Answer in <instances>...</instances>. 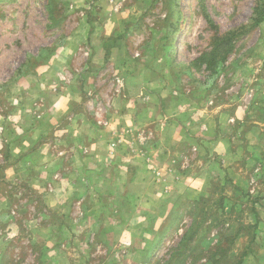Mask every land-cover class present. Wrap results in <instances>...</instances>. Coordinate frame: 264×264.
I'll return each mask as SVG.
<instances>
[{
	"label": "rangeland",
	"instance_id": "374dc122",
	"mask_svg": "<svg viewBox=\"0 0 264 264\" xmlns=\"http://www.w3.org/2000/svg\"><path fill=\"white\" fill-rule=\"evenodd\" d=\"M79 45V53L96 49L86 60L80 57L91 81V87H82L85 97L113 99L119 109L128 93H138L136 86L126 88L125 76L132 82L155 80L165 85L156 91L187 112L215 111L219 130L239 157L230 167L213 155L204 164L192 153L211 174L210 186L174 198L158 231L143 222L117 234L123 243H62L66 259L72 264H264V0H0V173L8 114L35 109L36 90L40 96L58 90ZM137 66L141 77L134 74ZM95 112L108 113L100 107ZM98 116V124L107 125ZM149 129L154 132L152 124ZM144 131L136 135L137 147L149 139ZM250 146L261 158L247 154ZM188 160L180 172L192 166ZM13 179L0 180L6 211L0 219V264H16L8 253L38 243L35 226L46 213L33 189ZM12 223L13 233L7 228ZM40 248L35 246L25 264H37ZM66 259L61 264H68Z\"/></svg>",
	"mask_w": 264,
	"mask_h": 264
},
{
	"label": "crops",
	"instance_id": "0c3cea01",
	"mask_svg": "<svg viewBox=\"0 0 264 264\" xmlns=\"http://www.w3.org/2000/svg\"><path fill=\"white\" fill-rule=\"evenodd\" d=\"M81 47L72 49V67L67 79L57 80L58 90L48 91L45 96L36 90V108L8 114L4 126L6 158L0 173L4 180L2 176L0 180H23L46 211L35 226L34 240L38 243L22 245L18 254L8 253L11 263L25 264L35 246H39L35 260L61 264L67 258L62 243H123L117 234L136 230L143 222L153 224V231H158L171 213L174 198L185 190L200 192L210 186L212 176L201 169L203 163H209L213 155L232 167L231 163L239 157L229 138L219 130L215 111L197 108L188 113L171 96L156 91L165 85L155 80L142 78L132 82L121 71L127 79L126 88L136 86L138 93H128L119 109L113 99L101 95L85 97L84 88L91 87V81L83 60L96 49L86 48L89 54L85 49L79 53ZM90 62L94 64L93 60H89L91 65ZM139 68H134L137 77L143 71ZM25 82L21 85H28ZM43 85L48 86L46 82ZM94 86L96 89L99 85ZM36 88L42 87L36 84ZM98 107L107 110V115L95 112ZM97 115L107 125H99ZM150 124L153 133L151 129L147 131ZM143 130L149 139L146 145L137 147L136 135ZM248 150V155L261 158L260 150L253 146ZM194 152L195 158L200 154L198 158L204 160L198 162L199 166L193 159ZM184 158H189L192 166L180 172ZM247 161L251 158L247 157ZM193 163L202 171L192 170ZM217 167L220 170L221 165ZM2 204L0 219H5ZM122 216L125 222L121 221ZM16 227L12 223L7 228L13 233ZM65 261L72 264V258Z\"/></svg>",
	"mask_w": 264,
	"mask_h": 264
},
{
	"label": "built area",
	"instance_id": "2783aa9c",
	"mask_svg": "<svg viewBox=\"0 0 264 264\" xmlns=\"http://www.w3.org/2000/svg\"><path fill=\"white\" fill-rule=\"evenodd\" d=\"M117 83H118L119 88L121 87V89H122V87H123L122 82H121V81H117ZM100 124H103V123L101 122ZM186 164H187L186 161H184V162L181 164L180 169H181V170H184V169L186 168Z\"/></svg>",
	"mask_w": 264,
	"mask_h": 264
}]
</instances>
